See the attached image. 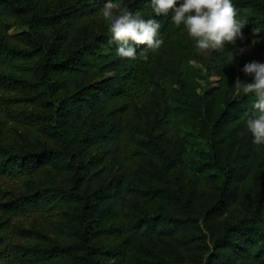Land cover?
Instances as JSON below:
<instances>
[{
  "label": "trees",
  "instance_id": "1",
  "mask_svg": "<svg viewBox=\"0 0 264 264\" xmlns=\"http://www.w3.org/2000/svg\"><path fill=\"white\" fill-rule=\"evenodd\" d=\"M104 2L0 0V175L20 187L0 202V264H264V145L245 124L257 98L234 79L252 81L234 68L242 39L206 52L203 72L171 12L123 0L164 43L121 58ZM233 3L243 35L264 36V0ZM204 73L220 79L202 95ZM16 103L32 106L17 122Z\"/></svg>",
  "mask_w": 264,
  "mask_h": 264
},
{
  "label": "clouds",
  "instance_id": "2",
  "mask_svg": "<svg viewBox=\"0 0 264 264\" xmlns=\"http://www.w3.org/2000/svg\"><path fill=\"white\" fill-rule=\"evenodd\" d=\"M155 15L172 13L171 20L183 25L196 49L201 52L221 51L226 45H235L243 38L242 28L248 22L239 18L233 0H150ZM102 17L109 24L111 39L116 42V54L121 58L135 60L137 52L132 44H145L141 59L147 60V50L156 51L164 43L160 35L161 24L154 18L145 19L139 11L124 6L123 0H105ZM243 51V49H239ZM234 59L231 55L229 63ZM241 71L251 75L252 81L239 78L235 81L236 93L254 94L257 98L253 111L246 113L245 124L253 142L264 145V62H246Z\"/></svg>",
  "mask_w": 264,
  "mask_h": 264
},
{
  "label": "rangeland",
  "instance_id": "3",
  "mask_svg": "<svg viewBox=\"0 0 264 264\" xmlns=\"http://www.w3.org/2000/svg\"><path fill=\"white\" fill-rule=\"evenodd\" d=\"M107 22V21H106ZM21 31V28L19 25H14L9 30V34L13 35ZM264 44V36L261 35V32L259 30H251L248 34L243 35L242 40L238 43L237 47L235 48V63H234V68L236 71H239L240 68L243 67V65L246 62H251L253 60L258 61V62H264V55L262 54L260 50V46ZM239 49H243V51H239ZM206 52L201 53L197 50L196 56L192 59V63L197 67L202 69L203 72L206 71L203 65V61L205 59L204 55ZM239 75H235L234 79L236 81L237 78H239ZM219 76H217L214 73H204V76L202 79L198 81L199 86L197 87V92L202 94L206 91H209L211 88H215L218 85V80ZM240 79V78H239ZM244 79V78H243ZM214 95H216L214 93ZM220 96V94H219ZM32 106L31 105H26L22 103H16L15 106L11 107V114L10 117L12 118L13 121L18 120L17 117V112L18 111H27L31 110ZM9 123L11 122L10 120L8 121ZM135 122V120L133 121ZM139 123L138 121H136ZM131 132H134L135 130L129 128ZM184 130H188L185 128ZM195 147L199 150V148H205L204 145H200V143H194ZM199 145V146H198ZM19 183L17 181V178L9 176V175H0V202H5L8 201L10 198L17 196L18 195V190ZM21 191V190H20ZM238 212V211H237ZM6 213H2V210H0V217L2 215H5ZM21 215L13 216L11 218V222H15L18 220H21L23 217H20ZM233 217V214L229 215L228 219H231ZM225 219V218H224ZM112 238V237H111Z\"/></svg>",
  "mask_w": 264,
  "mask_h": 264
}]
</instances>
